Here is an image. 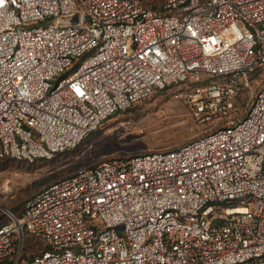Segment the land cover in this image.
<instances>
[{
  "label": "built area",
  "instance_id": "1",
  "mask_svg": "<svg viewBox=\"0 0 264 264\" xmlns=\"http://www.w3.org/2000/svg\"><path fill=\"white\" fill-rule=\"evenodd\" d=\"M263 65L264 0H0V157L51 158L171 85L221 123L7 210L0 264H264V83L238 101Z\"/></svg>",
  "mask_w": 264,
  "mask_h": 264
},
{
  "label": "rangeland",
  "instance_id": "2",
  "mask_svg": "<svg viewBox=\"0 0 264 264\" xmlns=\"http://www.w3.org/2000/svg\"><path fill=\"white\" fill-rule=\"evenodd\" d=\"M263 83L264 71L250 76L248 88L238 99L241 114ZM180 87L184 89L180 91ZM192 88L188 83L178 84L154 93L110 117L78 147L53 159L33 163L0 160V220L7 216L4 207L11 211L44 185L80 168L114 157L173 148L220 125L216 119L202 123L195 116L193 102L182 94Z\"/></svg>",
  "mask_w": 264,
  "mask_h": 264
},
{
  "label": "trees",
  "instance_id": "3",
  "mask_svg": "<svg viewBox=\"0 0 264 264\" xmlns=\"http://www.w3.org/2000/svg\"><path fill=\"white\" fill-rule=\"evenodd\" d=\"M264 71V65L263 66H259L258 68H256V70H254L251 74H250V76L253 74H256V73H258V72H263ZM180 85V84H179ZM169 87V86H168ZM166 89V88H165ZM184 88H182V87H180L179 88V90L181 91V90H183ZM164 89H162V90H156L154 93H156V92H159V91H163ZM141 101H143V100H141ZM141 101H138V102H136L135 104H133L131 107H133V106H135L136 104H138V103H140ZM131 107H129V108H126L125 110H127V109H130ZM124 110H121V111H117V112H115L114 114H112L111 116H109L105 121H107L110 117H113V116H115V115H117L118 113H120V112H123ZM104 121V122H105ZM104 122L103 123H101L100 124V126L96 129V130H94V131H92V132H90L89 134H87L76 146H74L73 148H71V149H66V150H64V151H60V152H57V153H55L51 158H41V157H39V158H36V159H34L33 161H28V163H33V162H36L37 160H50V159H53L54 158V156L55 155H57V154H60V153H62V152H65V151H70V150H72V149H74V148H76V147H78L82 142H83V140L87 137V136H89L90 134H92V133H94V132H96V131H98L101 127H102V125L104 124ZM220 125H221V123H220ZM220 125H217L216 127H218V126H220ZM173 148H175V147H173ZM168 149H170V148H168ZM150 152V151H149ZM143 153H146V152H143ZM135 154H142V153H135ZM135 154H131V155H135ZM131 155H129V156H131ZM126 157H128V156H126ZM114 158H117V157H114ZM120 158H124V157H120ZM112 159V158H111ZM0 160H15V161H23V162H27V161H25V160H20V159H14V158H7V157H0ZM108 160H110V159H108ZM107 161V160H106ZM101 162H103V161H101ZM101 162H98V163H96V164H91V165H88V166H94V165H97V164H99V163H101ZM88 166H86V167H88ZM76 171H78V170H76ZM75 171V172H76ZM75 172H73V173H70V174H68V175H65V176H63V177H61V178H58V179H56V180H54V181H52V182H49L48 184H46V185H44L43 187H41L40 189H38L37 191H35L34 193H32L29 197H27L25 200H23V202H22V204H18L17 206H14V207H12L10 210L14 213V214H16V215H19L20 214V212H21V210H22V207H23V205H24V202L27 200V199H29L30 197H32L33 195H35L36 193H38L39 191H41L43 188H45L46 186H48L49 184H51V183H53V182H55V181H58V180H60V179H63V178H66V177H68V176H70V175H72V174H74ZM7 221V216H5L4 215V219L1 221L0 220V225L1 224H3L4 222H6ZM48 248V245L44 242V240L42 239V238H40V237H38V236H35V235H32V234H28V233H25L24 235H23V243H22V255L23 256H27V257H32L33 255H36V254H38V253H40V252H42L43 250H45V249H47ZM5 264H7V262H5Z\"/></svg>",
  "mask_w": 264,
  "mask_h": 264
},
{
  "label": "water",
  "instance_id": "4",
  "mask_svg": "<svg viewBox=\"0 0 264 264\" xmlns=\"http://www.w3.org/2000/svg\"><path fill=\"white\" fill-rule=\"evenodd\" d=\"M71 19H73V18H71ZM4 209H5L6 211L9 210V209H7V208H5V207H4Z\"/></svg>",
  "mask_w": 264,
  "mask_h": 264
}]
</instances>
